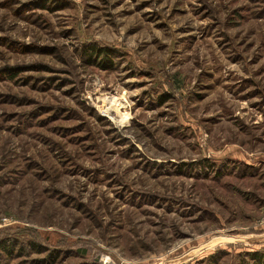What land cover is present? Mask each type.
Instances as JSON below:
<instances>
[{
  "label": "rangeland",
  "instance_id": "obj_1",
  "mask_svg": "<svg viewBox=\"0 0 264 264\" xmlns=\"http://www.w3.org/2000/svg\"><path fill=\"white\" fill-rule=\"evenodd\" d=\"M2 238L0 264L250 261L264 0H0Z\"/></svg>",
  "mask_w": 264,
  "mask_h": 264
},
{
  "label": "trees",
  "instance_id": "obj_2",
  "mask_svg": "<svg viewBox=\"0 0 264 264\" xmlns=\"http://www.w3.org/2000/svg\"><path fill=\"white\" fill-rule=\"evenodd\" d=\"M84 50H88V54H94L97 58H101L102 56H104L106 61H108V62L112 61L108 57V54H110V53L109 52L106 53L107 49H105V48H101V47H98V46L91 44V45L85 47ZM110 65H112V63H110ZM35 234L37 236L40 235L38 232ZM34 241H36V239H33V241L23 242L24 247H27V249L32 247V249H34L36 246H39V244H35ZM14 242H15L14 239L2 238V239H0V248L4 249V250H8L11 253V248H13V245L16 244ZM40 247H37V249L40 248V250H47V249L57 250L56 247H58V246H56V245L53 246L49 243V244H41ZM58 248H60V246ZM244 257H246V259L248 258L250 261L244 262L242 260V264H264V248L262 250L245 252ZM211 258L215 259L216 256L213 255V256H211Z\"/></svg>",
  "mask_w": 264,
  "mask_h": 264
},
{
  "label": "bare ground",
  "instance_id": "obj_3",
  "mask_svg": "<svg viewBox=\"0 0 264 264\" xmlns=\"http://www.w3.org/2000/svg\"><path fill=\"white\" fill-rule=\"evenodd\" d=\"M115 101V100H114ZM112 102H113V100H112Z\"/></svg>",
  "mask_w": 264,
  "mask_h": 264
}]
</instances>
